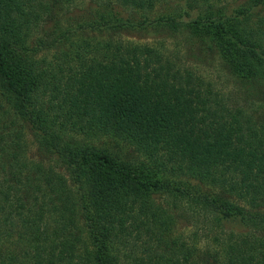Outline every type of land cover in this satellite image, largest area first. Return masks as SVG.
Instances as JSON below:
<instances>
[{
  "label": "trees",
  "instance_id": "1",
  "mask_svg": "<svg viewBox=\"0 0 264 264\" xmlns=\"http://www.w3.org/2000/svg\"><path fill=\"white\" fill-rule=\"evenodd\" d=\"M75 2L0 0V264H264V0Z\"/></svg>",
  "mask_w": 264,
  "mask_h": 264
},
{
  "label": "rangeland",
  "instance_id": "2",
  "mask_svg": "<svg viewBox=\"0 0 264 264\" xmlns=\"http://www.w3.org/2000/svg\"><path fill=\"white\" fill-rule=\"evenodd\" d=\"M233 0H220L221 5H226L227 8L233 5ZM89 0H76V8L70 10L67 13L69 17L78 16L83 10ZM119 38L125 42L133 44H149L156 45L161 44L163 51L168 54L177 63L190 68L195 75L202 78L205 82L211 84L215 91L224 93L240 92V88L236 85L233 79L230 77L226 69L219 62L217 57L208 50L205 44H200L193 40L186 38L184 34L178 36H171L164 33H159L158 38L147 36L143 33H131L121 32ZM243 92V91H241ZM5 109L3 103L0 101V117L2 116L1 111ZM264 112V109H262ZM6 119L2 124H9L12 119L8 116H4ZM4 119V118H3ZM16 124V122H14ZM18 124L14 126L18 129ZM23 139L28 144V151L26 156L32 161H40L39 154L36 148L33 146L31 139L28 136H24ZM45 160V159H44ZM178 233L189 231L185 225H179L176 228Z\"/></svg>",
  "mask_w": 264,
  "mask_h": 264
}]
</instances>
